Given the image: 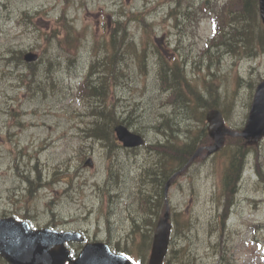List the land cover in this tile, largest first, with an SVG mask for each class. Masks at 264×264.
I'll return each instance as SVG.
<instances>
[{"label":"rangeland","instance_id":"1","mask_svg":"<svg viewBox=\"0 0 264 264\" xmlns=\"http://www.w3.org/2000/svg\"><path fill=\"white\" fill-rule=\"evenodd\" d=\"M171 1L0 0V216L15 214L21 208L20 214H27L35 224L77 228L100 237L112 233L113 243L127 242L131 230L128 221H117L111 231L108 221L103 219L107 201L105 196L103 199L96 194V184L104 182L110 160L102 143L83 133L87 121L80 123L82 118L77 113L83 110V105L74 98V93L85 80L89 66L113 53L106 45L113 28L111 24L117 19L127 20V36L136 47L118 50L110 59L109 70L113 73L118 70L119 78L116 85L109 84L105 101L114 109L116 119L142 132L149 143L157 139V133L147 125H154L156 117L168 113V109L162 106L164 99L156 76L158 55H155L153 44L164 57L175 59L178 38L191 36L183 28L175 27L168 16ZM177 1L180 6L190 4V0ZM62 12L68 21H73L76 36L67 37L65 22L56 24ZM175 16L181 17L179 13ZM205 26L206 21L200 28L201 37L195 40V52L183 51L188 56L190 78L199 76V68L200 75L207 74L204 64L200 67L201 60L197 56L201 53L203 38L210 32ZM52 29L60 34L64 48L56 46L54 40L51 46L42 44L41 37ZM190 41L185 40L187 48ZM143 46L147 48L143 57V61L148 58L146 62L136 58ZM30 49L42 54L32 70L36 74L35 82L27 81L33 75L19 60L21 54ZM144 72L147 73L144 75ZM211 72L216 74L212 77L215 82H221L225 94H234V104L229 105L223 103L220 93L214 96L229 117L227 125L234 129L242 127L248 112V82L255 83L264 77V46L252 58L240 54L222 55L219 69H211ZM237 76L241 78L239 83ZM205 100L212 101L208 96ZM186 111L185 108L175 109L172 119L178 123L179 130L175 129L173 136L166 137L167 146H173L174 137L190 138L198 117L189 123ZM84 120L87 119L84 117ZM189 124L188 132L183 134L180 130ZM80 152L86 156L82 157ZM23 153L31 157H23ZM88 156L92 157L94 168L81 170L78 166L72 185L66 178L51 188L40 187L42 189L32 192L30 197L27 195L26 188L38 185L35 168L40 182H44L48 180L43 177L52 176L51 166L73 158L69 165L73 172L78 158L82 163ZM110 156L122 183L129 176L134 177L135 169L142 164L138 154L119 152L116 157L111 151ZM224 156L220 151L204 162L192 163L169 189L171 212L179 214L174 220L177 228L172 232L178 246L173 258L176 264H220L221 257L215 252L220 253L222 247L231 264H262V247L258 242L264 241V182L256 171L260 170L264 179V139L245 155V173L225 225L222 224L220 195ZM36 158L42 164V174ZM161 162L162 154L151 159L149 164L161 168ZM60 167L64 174L66 171L62 165ZM123 189L120 185V191ZM121 212L120 207L117 213ZM123 217L122 212L121 219ZM193 257H196L194 263Z\"/></svg>","mask_w":264,"mask_h":264},{"label":"trees","instance_id":"2","mask_svg":"<svg viewBox=\"0 0 264 264\" xmlns=\"http://www.w3.org/2000/svg\"><path fill=\"white\" fill-rule=\"evenodd\" d=\"M234 3V2H233ZM230 7H218L217 4L208 5L205 13H208L211 16H214V40L218 45L223 44L226 50L237 53L236 49L244 44L245 46L249 45L251 38L257 37L261 39V36H264V31L261 30L259 23L257 22V2L256 0H239L238 4L235 6V3L229 4ZM235 6V7H234ZM252 14L254 16H252ZM189 16L190 21H186L188 25L195 24L199 17H202L198 12L194 11ZM205 15V14H203ZM256 16V17H255ZM254 18V19H253ZM186 20V18L184 19ZM183 20V21H184ZM248 20V21H247ZM63 18L58 20V24H61ZM66 30L69 32L70 28L66 25ZM204 54V52H202ZM209 63L211 59L208 58ZM166 64V63H165ZM166 70L159 71L160 77L164 74L167 78L162 81V87L164 90L168 91L163 98V104L173 106L175 109L185 108L186 116H196L200 114V109H202L203 104L205 103V96L210 97V100L214 99V96L217 91V87L212 83L213 79L202 78L197 82H192L186 76V73L178 68V65L170 68V70L163 65ZM210 64L208 65V68ZM103 83V82H102ZM226 102V99L223 98V103ZM216 103L213 102L210 106L205 108H216L214 106ZM106 115L105 108H101ZM109 109V108H108ZM162 118L158 120V124L161 127H165L167 133L171 135L173 133L172 126L177 124L176 120H171L166 115H161ZM100 120H94L92 127L87 128V134L93 139H108L109 129L105 127V123L108 119L111 122H116V117L114 110L111 109L107 117L99 116ZM108 118V119H107ZM101 123H104L103 125ZM158 127V129H161ZM156 128V127H154ZM157 129V128H156ZM188 132V131H187ZM194 134L191 132L190 138H186V141H182L176 137L173 138V146H164L160 148L157 146L154 148L156 153L160 152L163 159L167 161L161 162V168L151 167V164L147 163L146 166L149 168L142 169V178H149L152 183L146 186V189L142 192L139 191L135 203L137 206L133 208V222L134 225L133 233L135 237L139 240V246L147 247L150 238L151 232H153L155 223L157 219L162 215L163 205L160 206L155 199L153 201L150 192L157 194L160 189L161 181L166 176L173 172V170L179 169L194 153ZM192 139V140H191ZM191 140V141H190ZM208 139L206 138L203 144H207ZM153 147V146H151ZM241 165L240 160L237 159V153L234 152L229 157V163L224 174V189H225V198L224 207L228 208L232 201V193L236 185L237 180L239 179ZM157 176L158 178H156ZM163 177V178H162ZM116 172H113L114 185L117 186ZM143 181V180H142ZM142 194L139 196V194ZM134 239V237H133ZM135 240V239H134ZM135 243V242H134ZM133 243V244H134ZM261 246L263 249V264H264V241L261 240Z\"/></svg>","mask_w":264,"mask_h":264},{"label":"water","instance_id":"3","mask_svg":"<svg viewBox=\"0 0 264 264\" xmlns=\"http://www.w3.org/2000/svg\"><path fill=\"white\" fill-rule=\"evenodd\" d=\"M260 13L264 22V0H259ZM251 115L249 117L244 136L257 140L264 135V83L256 91ZM211 120L217 123L211 136L215 143L209 152L216 151L223 143V135L231 134L221 127V121L217 114H212ZM118 138L126 146L141 144V140L128 133L124 128L115 129ZM170 225L168 214L165 212L156 226L149 264H161L166 252ZM67 240L61 236H49L44 231L32 233L23 224L15 223L11 219L0 220V256L9 264H129L124 258L114 257L94 261L83 253L80 259L73 262L68 257V252L63 249L62 243Z\"/></svg>","mask_w":264,"mask_h":264},{"label":"bare ground","instance_id":"4","mask_svg":"<svg viewBox=\"0 0 264 264\" xmlns=\"http://www.w3.org/2000/svg\"><path fill=\"white\" fill-rule=\"evenodd\" d=\"M255 15V14H254ZM253 14H252V16H254ZM256 17V16H255ZM254 19V18H253ZM248 21V20H247ZM98 61V60H97ZM207 98V96H205L203 99H206ZM213 102H215L216 104L214 105V106H216V107H218V108H220V109H222L223 110V107L221 106V102L218 100V99H213L212 101H207V100H205V105H206V107H208V106H210ZM203 108H205V106L203 107Z\"/></svg>","mask_w":264,"mask_h":264}]
</instances>
